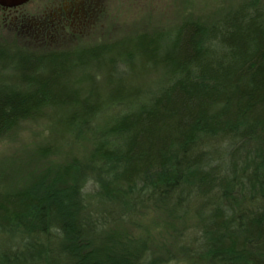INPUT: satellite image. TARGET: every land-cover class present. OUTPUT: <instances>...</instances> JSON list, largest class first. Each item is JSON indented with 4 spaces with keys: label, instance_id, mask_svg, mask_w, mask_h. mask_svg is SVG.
<instances>
[{
    "label": "trees",
    "instance_id": "trees-1",
    "mask_svg": "<svg viewBox=\"0 0 264 264\" xmlns=\"http://www.w3.org/2000/svg\"><path fill=\"white\" fill-rule=\"evenodd\" d=\"M32 117L92 151L0 188V264H264V4L68 51L0 44V135ZM149 211L193 222L164 253L117 237Z\"/></svg>",
    "mask_w": 264,
    "mask_h": 264
},
{
    "label": "rangeland",
    "instance_id": "rangeland-1",
    "mask_svg": "<svg viewBox=\"0 0 264 264\" xmlns=\"http://www.w3.org/2000/svg\"><path fill=\"white\" fill-rule=\"evenodd\" d=\"M242 1L28 0L17 9L0 11V44L34 54L102 45L145 32L167 31L184 19L210 22ZM254 1L264 4V0ZM164 74L158 65L130 72L126 86L157 85ZM91 151L90 141L67 143L46 117L24 119L0 135V188H25L45 173L52 176L72 159L87 158ZM192 222L191 218L170 220L165 213L149 211L136 226H118L114 232L119 238L145 239L164 253L172 250L175 230Z\"/></svg>",
    "mask_w": 264,
    "mask_h": 264
},
{
    "label": "water",
    "instance_id": "water-1",
    "mask_svg": "<svg viewBox=\"0 0 264 264\" xmlns=\"http://www.w3.org/2000/svg\"><path fill=\"white\" fill-rule=\"evenodd\" d=\"M28 0H0V7L13 8L24 5Z\"/></svg>",
    "mask_w": 264,
    "mask_h": 264
},
{
    "label": "flooded vegetation",
    "instance_id": "flooded-vegetation-1",
    "mask_svg": "<svg viewBox=\"0 0 264 264\" xmlns=\"http://www.w3.org/2000/svg\"><path fill=\"white\" fill-rule=\"evenodd\" d=\"M14 9H17V7H13V8H3V7H0V11H2L3 13L6 12V11L14 10Z\"/></svg>",
    "mask_w": 264,
    "mask_h": 264
}]
</instances>
